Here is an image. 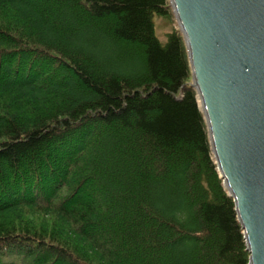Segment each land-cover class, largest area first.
Returning <instances> with one entry per match:
<instances>
[{
  "label": "trees",
  "instance_id": "trees-1",
  "mask_svg": "<svg viewBox=\"0 0 264 264\" xmlns=\"http://www.w3.org/2000/svg\"><path fill=\"white\" fill-rule=\"evenodd\" d=\"M171 11L0 0V264H249Z\"/></svg>",
  "mask_w": 264,
  "mask_h": 264
},
{
  "label": "water",
  "instance_id": "water-1",
  "mask_svg": "<svg viewBox=\"0 0 264 264\" xmlns=\"http://www.w3.org/2000/svg\"><path fill=\"white\" fill-rule=\"evenodd\" d=\"M170 4L249 264H264V0Z\"/></svg>",
  "mask_w": 264,
  "mask_h": 264
},
{
  "label": "rangeland",
  "instance_id": "rangeland-1",
  "mask_svg": "<svg viewBox=\"0 0 264 264\" xmlns=\"http://www.w3.org/2000/svg\"><path fill=\"white\" fill-rule=\"evenodd\" d=\"M152 18H153L154 32L161 42L167 41L169 32H171L174 29H180L173 11H171V13L168 12L167 14L154 13ZM145 159L146 158H144V160ZM143 162L147 163V161H143ZM214 162H215V158H214ZM141 164L143 165V163ZM218 174H219V171H218ZM160 255H161V252L159 251H149V254L142 255V257H139V260L135 261L136 262L135 264H146L151 260L149 258L150 256L156 260L157 256H160Z\"/></svg>",
  "mask_w": 264,
  "mask_h": 264
},
{
  "label": "bare ground",
  "instance_id": "bare-ground-1",
  "mask_svg": "<svg viewBox=\"0 0 264 264\" xmlns=\"http://www.w3.org/2000/svg\"><path fill=\"white\" fill-rule=\"evenodd\" d=\"M198 103H199V106L201 107V100H200V97L198 96Z\"/></svg>",
  "mask_w": 264,
  "mask_h": 264
}]
</instances>
